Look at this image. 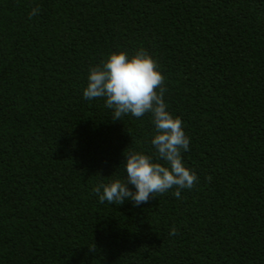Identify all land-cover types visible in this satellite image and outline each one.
<instances>
[{
    "label": "trees",
    "instance_id": "1",
    "mask_svg": "<svg viewBox=\"0 0 264 264\" xmlns=\"http://www.w3.org/2000/svg\"><path fill=\"white\" fill-rule=\"evenodd\" d=\"M141 47L199 179L101 204L155 129L85 100L88 69ZM0 264H264V0H0Z\"/></svg>",
    "mask_w": 264,
    "mask_h": 264
},
{
    "label": "clouds",
    "instance_id": "2",
    "mask_svg": "<svg viewBox=\"0 0 264 264\" xmlns=\"http://www.w3.org/2000/svg\"><path fill=\"white\" fill-rule=\"evenodd\" d=\"M39 12V6L32 8L28 19ZM167 91L158 61L143 47L132 55L126 51L110 52L99 64L89 66L83 89L85 100L103 99L113 120L126 116L141 119L150 114L155 129L150 140L154 152L125 150L126 160L121 164L126 173L124 178H111L94 186L93 192L101 204L122 205L131 200L134 206H139L169 191L175 198L183 199V190L195 188L199 177L183 159V153L190 150V137L183 120L168 110L164 98ZM206 179L211 181L212 177ZM177 234L173 225L169 235ZM89 249L94 250L95 244Z\"/></svg>",
    "mask_w": 264,
    "mask_h": 264
}]
</instances>
